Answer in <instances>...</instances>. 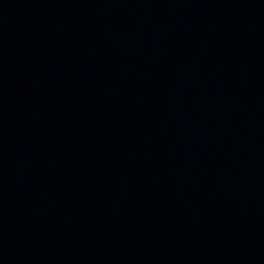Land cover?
Segmentation results:
<instances>
[{
	"label": "water",
	"instance_id": "obj_1",
	"mask_svg": "<svg viewBox=\"0 0 264 264\" xmlns=\"http://www.w3.org/2000/svg\"><path fill=\"white\" fill-rule=\"evenodd\" d=\"M0 264H264V0H0Z\"/></svg>",
	"mask_w": 264,
	"mask_h": 264
}]
</instances>
